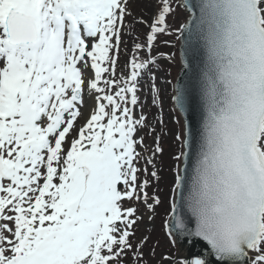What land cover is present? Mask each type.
<instances>
[{
  "label": "snow or ice",
  "instance_id": "1",
  "mask_svg": "<svg viewBox=\"0 0 264 264\" xmlns=\"http://www.w3.org/2000/svg\"><path fill=\"white\" fill-rule=\"evenodd\" d=\"M131 16L129 0H0V264H148L137 205L151 220L164 204V148L141 93L162 111L156 73L176 53L153 55L161 36L183 69L202 56L195 88L165 81L183 125L164 227L174 248L208 251L157 264H264V0H155L150 20Z\"/></svg>",
  "mask_w": 264,
  "mask_h": 264
},
{
  "label": "rangeland",
  "instance_id": "2",
  "mask_svg": "<svg viewBox=\"0 0 264 264\" xmlns=\"http://www.w3.org/2000/svg\"><path fill=\"white\" fill-rule=\"evenodd\" d=\"M129 11L132 13V16L128 18V23L132 22V17H143L145 20H150L153 12L155 11V0H129ZM186 19L187 14L182 9H180L178 10L175 19H169V23L175 27L185 22ZM147 31L148 29L144 25L137 24L135 26L133 36L125 35L123 37L126 43L122 45L121 63L130 58L134 37L139 36L140 40L143 41ZM166 40L174 43L175 47L173 48L168 44H165L164 41ZM178 45L179 42L175 41L174 38L161 36L157 41V46L153 50V55H159L160 53H176V62L174 64H170L166 59H161L159 61L160 70L156 73L157 82L161 88L162 111L161 109H158L151 105V95L148 92L147 86L144 87V91L141 93L142 101L145 99V97H147V104L144 107V112L149 116V121L155 125L157 133L161 136V145L164 148V154L158 160V167L163 169L160 172L161 181L159 183V188L161 189V191L159 192V195L164 201V204L157 208L156 213L151 220L148 218L147 209L142 204L137 205L139 212L144 215V219L137 226L134 241L144 236L148 237L147 244L143 248L145 259L148 261V264H157V261L159 260L161 254L164 253L173 254L179 257H181L182 255L185 256V252L181 251L178 246L174 248L170 244L164 227L165 220L168 218L170 211L169 189L171 186L172 178V173L170 171L172 164L171 155L177 150L174 136L178 131L181 130V127L183 125L182 120L180 117H178L177 113L171 111L172 103L170 97L172 94V86L171 84L165 83V81L167 80H171L174 83L180 69ZM124 49H127V55L125 54ZM87 73H92L91 69H89ZM85 108H88L87 100L85 101V107L82 109V111L85 112ZM137 112H139V109H137ZM85 114L87 115V112ZM160 116L163 117L164 121L163 130H161L162 126L156 121V118ZM177 118L181 120L180 125H177L175 123V119ZM80 122L83 123V120H81ZM140 134L145 136L146 144H148L149 146L153 145L154 136L147 135V130H144V132ZM149 191L151 192L152 189H149ZM153 248L156 252L155 258L151 256V250ZM128 264H131V258H129Z\"/></svg>",
  "mask_w": 264,
  "mask_h": 264
},
{
  "label": "water",
  "instance_id": "3",
  "mask_svg": "<svg viewBox=\"0 0 264 264\" xmlns=\"http://www.w3.org/2000/svg\"><path fill=\"white\" fill-rule=\"evenodd\" d=\"M178 54H179V59H180V44L178 47ZM192 68L191 70L183 69L182 67V62L180 60V70L177 74L176 80L177 79H182V80H191L193 83V86L195 88L196 84V79H197V74L199 72L200 67L202 66V56H196L191 60ZM175 80V82H176ZM174 82V83H175ZM189 119L192 121L193 127L197 128L199 125V120H200V112H199V105H198V100L194 95L193 98V109L189 114ZM181 120L183 122V118L181 117ZM189 219H191L189 217ZM191 227H194V221L190 224ZM181 251L185 252V256H189L190 253H200V252H207V246L203 241H197L194 245H184L183 247L178 246ZM181 256V258L185 257ZM211 261V264H215V259L214 257L209 258Z\"/></svg>",
  "mask_w": 264,
  "mask_h": 264
},
{
  "label": "bare ground",
  "instance_id": "4",
  "mask_svg": "<svg viewBox=\"0 0 264 264\" xmlns=\"http://www.w3.org/2000/svg\"><path fill=\"white\" fill-rule=\"evenodd\" d=\"M86 74H87V76L86 77H88V78H91L92 77V75H93V73H87L86 72ZM87 100V107L88 108H85L86 110H85V113L87 112H89V110L92 108V106H93V103H94V101L93 100H91V99H89L87 96H86V99H85V101Z\"/></svg>",
  "mask_w": 264,
  "mask_h": 264
},
{
  "label": "trees",
  "instance_id": "5",
  "mask_svg": "<svg viewBox=\"0 0 264 264\" xmlns=\"http://www.w3.org/2000/svg\"><path fill=\"white\" fill-rule=\"evenodd\" d=\"M166 176V175H165ZM163 181H164V179H163Z\"/></svg>",
  "mask_w": 264,
  "mask_h": 264
}]
</instances>
